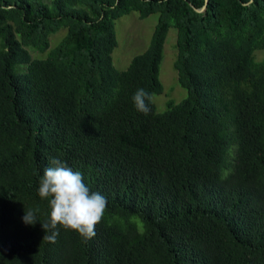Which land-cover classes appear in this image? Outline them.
<instances>
[{
  "label": "trees",
  "instance_id": "obj_1",
  "mask_svg": "<svg viewBox=\"0 0 264 264\" xmlns=\"http://www.w3.org/2000/svg\"><path fill=\"white\" fill-rule=\"evenodd\" d=\"M130 12L157 21L117 71L114 21ZM169 28L185 97L145 115L132 97L161 94ZM257 51L264 0H0V264H264ZM52 159L106 198L89 240L59 225L55 243L43 238L38 188Z\"/></svg>",
  "mask_w": 264,
  "mask_h": 264
},
{
  "label": "clouds",
  "instance_id": "obj_2",
  "mask_svg": "<svg viewBox=\"0 0 264 264\" xmlns=\"http://www.w3.org/2000/svg\"><path fill=\"white\" fill-rule=\"evenodd\" d=\"M135 109L147 115L150 111L152 94L137 89L132 97ZM38 195L48 201V221L41 225L49 234L44 236L55 243L57 226L78 233L85 240L95 236V228L105 214L106 198L98 192L90 191L79 171H73L59 159H52L51 166L45 168L39 182ZM39 207L24 211L22 222L25 225L36 223Z\"/></svg>",
  "mask_w": 264,
  "mask_h": 264
},
{
  "label": "rangeland",
  "instance_id": "obj_3",
  "mask_svg": "<svg viewBox=\"0 0 264 264\" xmlns=\"http://www.w3.org/2000/svg\"><path fill=\"white\" fill-rule=\"evenodd\" d=\"M157 21V14L149 15L144 19H138L136 12H130L114 21V35L116 46L111 52V63L117 71H124L130 60L146 50L154 25ZM63 31L60 30L49 38V47H54ZM175 31L169 28L162 48V59L158 69V81L161 84L162 92L160 95H153L151 104L156 113L166 110L167 100L178 103L185 97V92L176 82V73L172 68L175 59ZM30 52V51H29ZM44 55L31 52L32 58H41ZM264 58V51L254 53L256 61Z\"/></svg>",
  "mask_w": 264,
  "mask_h": 264
},
{
  "label": "water",
  "instance_id": "obj_4",
  "mask_svg": "<svg viewBox=\"0 0 264 264\" xmlns=\"http://www.w3.org/2000/svg\"><path fill=\"white\" fill-rule=\"evenodd\" d=\"M205 2H207V0H205ZM203 10H204V7H202L201 9H199V10H195L196 12H203Z\"/></svg>",
  "mask_w": 264,
  "mask_h": 264
}]
</instances>
